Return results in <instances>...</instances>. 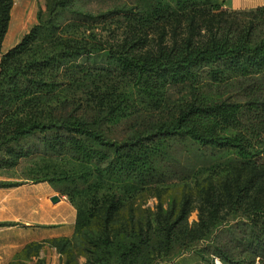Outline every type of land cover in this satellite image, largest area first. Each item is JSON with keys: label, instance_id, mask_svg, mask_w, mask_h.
Returning a JSON list of instances; mask_svg holds the SVG:
<instances>
[{"label": "trees", "instance_id": "16d2710c", "mask_svg": "<svg viewBox=\"0 0 264 264\" xmlns=\"http://www.w3.org/2000/svg\"><path fill=\"white\" fill-rule=\"evenodd\" d=\"M202 2L155 0L147 2L148 9L127 11L135 29L118 41L116 36L108 40L80 32L107 23L119 10L97 15L80 10L77 0H47L37 24L0 61V174L40 154L52 161L69 158L82 167L85 174L76 175L74 170L68 183H93V199L105 198V236L94 246L103 251L102 257L114 250L121 264H149V247L157 234L152 228L150 232L131 228L124 242L114 240L109 231L125 206L124 194L136 197L133 193L174 179L176 171L168 168L167 154L178 139L222 153L198 156L201 167L208 159L224 162L220 187L211 184L203 192L204 232L221 221L222 213L240 216L238 223L247 230L246 264L257 260L264 264V6L215 14L204 41L190 32L182 41H161L155 50H145L147 37L142 35L151 26L178 19L180 23L189 16L185 21L193 26L192 14L200 12ZM13 5L14 0H0V53ZM99 58L108 65L100 64ZM112 76L113 85L108 81ZM177 88H185L189 95L168 118L153 119L150 127L142 124L124 139L109 132L134 115L148 112L156 117L153 113L166 108L171 90ZM75 104L79 107L71 110ZM48 177L65 185L56 173ZM46 180L43 175L33 183ZM20 185L0 182V188ZM61 196L72 206L83 199L82 192L65 189ZM192 207L186 198L164 222L157 236L165 238V247L172 245ZM84 229L78 213L74 237L51 242L61 264H71L64 255L79 239H86ZM206 232L194 239H204ZM36 248L28 247L26 254ZM216 255L234 264L230 253L217 250Z\"/></svg>", "mask_w": 264, "mask_h": 264}, {"label": "rangeland", "instance_id": "374dc122", "mask_svg": "<svg viewBox=\"0 0 264 264\" xmlns=\"http://www.w3.org/2000/svg\"><path fill=\"white\" fill-rule=\"evenodd\" d=\"M14 0V4H15ZM37 5L36 24L38 22V12L41 6H44L47 0H35ZM155 0H77V5L80 10L90 12L93 14H107L114 13L119 10L116 16H110L107 23H101L94 26L91 30L89 27H83L80 34L83 36L94 34L98 38L107 37L112 40V36H116L118 41L123 40L131 32H134L135 24L132 23L125 14L131 12L135 14L138 9L147 7V2L153 3ZM225 0H203L201 3L200 12L192 14L194 18V25L190 26L189 18H181L178 20L158 26H151L148 33L142 35L147 37V45L145 50H155L161 41L171 43L174 41H182L185 36L191 32L195 38L204 41L209 36V29L212 27V21L215 14L221 11L234 10H249L264 6L263 0H237L236 6H250L249 8L228 9L224 6ZM14 6V5H13ZM131 27V28H130ZM195 27L194 30L189 28ZM108 28L110 30H108ZM138 29V27H136ZM116 31L115 34L109 31ZM111 31V32H112ZM117 41V40H116ZM12 49V48H11ZM7 53V52H6ZM1 55L2 53L1 50ZM0 55V56H1ZM2 57V56H1ZM88 62V61H87ZM100 64H107L104 59L99 58ZM113 76L109 79V84L113 85ZM105 85V83H104ZM103 85V86H104ZM189 91L185 88L173 89L170 92L168 105L162 112L153 113L156 117L152 118L151 113H142L141 115H134L129 120H125L120 124L111 126L109 132L114 134L117 139H124L126 136H131L140 129L142 124H147L150 127L153 119L168 118L175 112L179 104L187 99ZM136 99H134L135 101ZM135 102L131 103L133 106ZM82 105V104H80ZM79 107H70L71 110ZM152 118V119H151ZM153 135V134H152ZM168 168H173L176 171L174 179L158 185L155 188H147L144 191L132 197L130 194H124L125 206L119 213L114 216L111 223L112 236L118 242H124L123 238L127 237V231L131 228L136 230L143 229L150 232L156 231L159 234L163 231L164 222L169 221L174 217L177 210L181 208L186 198H190L193 204L192 212L187 222L181 226V229L176 231V235L172 238V245L165 247V238L158 239L157 234L153 237L149 247V264H228L216 255L217 250L223 253H230L233 255L234 264H246L248 258V243L245 240L246 230L244 225L238 223L240 216H227V213H222L221 221L210 228L206 232L204 239H194L201 231L204 232V227L200 223V210L203 207V192L211 184L214 187H220L221 179L224 177V162L222 160L208 159V164L201 167L199 164V154H222L212 150H201L199 146L195 145L189 140L178 139L171 144L169 148ZM214 152V153H213ZM31 161L23 162L17 169L3 173L2 182H21V187L26 189H34L40 191H49L61 195V190L65 189L72 192H82L83 199L76 200L74 207H76L77 215L80 214V221L84 229V236L86 239L74 244L66 251L65 260L71 264H102L108 261L109 264H121L114 250H110L105 256H100V250L94 246L95 241L105 236L106 214H105V198L93 199L94 184H83L78 182L76 184L68 183V176L75 174L84 175V169L75 165V163L68 159L60 162L40 154ZM53 162V163H52ZM49 165L48 168L45 166ZM51 165V166H50ZM42 171L44 173H42ZM56 173L65 181V185L60 187L57 183H52L48 176ZM47 176L46 181L33 183V180H38V177ZM24 185H26L24 187ZM17 186V187H20ZM14 188V187H13ZM66 197V196H64ZM66 199H68L66 197ZM175 220L169 223L173 225ZM186 228V230L184 229ZM242 228H245L244 230ZM242 229V230H241ZM159 230V231H158ZM178 230V229H177ZM189 231V232H188ZM196 231V232H195ZM188 232V234H186ZM186 235V237H184ZM97 250V251H96ZM34 252V251H31ZM97 253V254H96ZM100 253H103L101 251ZM258 264L259 260L256 261ZM19 264H21L19 262Z\"/></svg>", "mask_w": 264, "mask_h": 264}, {"label": "crops", "instance_id": "0c3cea01", "mask_svg": "<svg viewBox=\"0 0 264 264\" xmlns=\"http://www.w3.org/2000/svg\"><path fill=\"white\" fill-rule=\"evenodd\" d=\"M236 4L237 0L224 1L228 9L250 7ZM257 4L264 5V0ZM36 14L35 0L15 1L2 53L30 32L36 25ZM2 177L0 174V182ZM56 197L58 201H54ZM76 222V209L64 196L23 186L0 188V224H10L0 227V264H61L60 254L51 242L72 239ZM32 245H37L36 251L26 254Z\"/></svg>", "mask_w": 264, "mask_h": 264}, {"label": "water", "instance_id": "95a60500", "mask_svg": "<svg viewBox=\"0 0 264 264\" xmlns=\"http://www.w3.org/2000/svg\"><path fill=\"white\" fill-rule=\"evenodd\" d=\"M58 200H59L58 197L54 198V201H58Z\"/></svg>", "mask_w": 264, "mask_h": 264}]
</instances>
